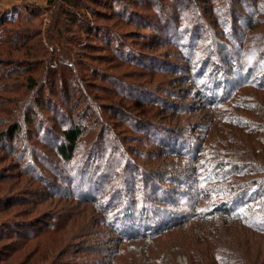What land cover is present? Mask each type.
I'll return each instance as SVG.
<instances>
[{"label":"rangeland","instance_id":"1","mask_svg":"<svg viewBox=\"0 0 264 264\" xmlns=\"http://www.w3.org/2000/svg\"><path fill=\"white\" fill-rule=\"evenodd\" d=\"M0 12L9 28L7 42L0 46V59L14 60L13 64L0 62V128L7 121L22 124L21 132L10 142H0V264H139V254L160 258L167 252L173 254L166 258L175 255L170 264H195L191 260L189 263L188 252L194 257L199 245L205 247L206 240L198 236L202 230L215 239L220 235L233 245L240 239L249 249H256L253 243L260 241L264 245L254 229L241 225L238 219L226 221L219 212L213 214L221 216L208 225L201 220L192 224L189 221L195 219L190 216L166 235L169 230L162 229L150 237L123 238L127 233L118 224H109L112 218L116 221L113 213L105 216L99 206L80 199L74 190V166L56 153L55 139L47 137L50 129L58 132L65 124L59 115L62 113L85 128L75 162L79 158L91 161L93 155L99 166H108L113 178L122 165L134 168L135 174L130 171L126 176L127 180H139L134 188L113 182L112 178L98 182L100 195L118 191V205V194L160 197V193L140 188L143 177H149L171 195L182 191L190 196L199 153L193 154L187 144L179 154L159 144L140 142L138 137L145 132H137L135 123L156 126L154 123L165 121L185 141H199L213 152L223 147L217 155L223 157L229 146L232 153L237 152L246 134L262 132L261 87H244L230 104L212 110V103L198 95V80L203 75L194 76V71L199 65L196 62L203 61L205 73L211 70V74L220 76V68L226 67L220 65L224 53L230 57L224 62L234 64L264 52V0H80L77 6L66 8L62 0H0ZM31 33L33 38L29 39ZM10 34L18 35L13 46L7 40ZM38 47L45 60L32 67L42 77L39 87H44L30 93L23 81L31 69L18 59L26 52L34 55ZM46 68L51 74L50 82L44 85ZM263 70L264 59L256 73ZM229 86L227 82L226 88ZM32 97L43 104L35 105L29 101ZM219 115L253 123L244 131L218 120ZM180 174L190 184L168 181L171 177L180 181ZM248 175L264 177V173ZM67 176L71 180L64 181ZM221 187L230 195L229 186ZM135 188L140 191L135 192ZM224 188L219 191L221 195L204 196L202 202L209 204L226 195ZM168 204L161 199L155 206L176 209ZM163 223L151 227L148 234L159 230ZM199 223L200 230L195 227ZM185 234L188 240L182 244ZM260 249L264 252V247ZM134 251L137 254L131 255Z\"/></svg>","mask_w":264,"mask_h":264},{"label":"trees","instance_id":"2","mask_svg":"<svg viewBox=\"0 0 264 264\" xmlns=\"http://www.w3.org/2000/svg\"><path fill=\"white\" fill-rule=\"evenodd\" d=\"M79 1L80 0H62V3L65 5V8L70 6L75 7L78 5ZM117 2H119V0H117ZM4 17L5 15L3 14V12H0V46L7 42L5 38H7V35L9 34L8 32H6V30H9V28L6 29V26L4 25ZM82 26H85L89 30L92 29V27H90L89 25L83 24ZM15 36L18 35L16 34L12 36L10 34V38L7 39L9 40L11 46L16 44ZM12 37H15L13 41ZM30 38H33L32 33L31 35H29V39ZM36 50L37 52L34 53V55H31L29 52H26L23 58L18 59L22 60V63H27L28 68L31 69L30 73L26 75L25 80L23 81L27 84L26 87H28L27 89L30 91V93H33L35 90L40 91V89L44 87H39V82H41L40 79L42 77L41 75L35 74L37 69H34L32 65L35 62L39 64V60H45V54L39 47ZM225 55L226 54L224 53V57L223 59H221L220 65L221 63H224L226 67H222L218 64L219 68L222 67L220 68V76L214 75V73L211 74V70L210 73H205L206 63L203 61L196 62L199 63V65L194 71V76L203 75L202 79L198 80V95L204 97L207 102L212 103V106H210L212 110H220L223 106H227L228 104H230V102H232L236 98L238 92L244 87L258 86L261 87V89L264 91V70L261 74L256 73V71L260 69V62L262 61V59H264V52L260 53L252 60H249L247 62L241 60L234 64L225 63L224 60H227V58L230 59V57H225ZM219 56L221 57V55L218 54L217 57ZM0 60V62H10V64H13L11 62L14 61L13 59L8 58H3ZM18 62L19 61H17L16 63ZM58 63L59 62H57V65ZM59 64L62 63L60 62ZM44 73L47 74V78L42 80L45 81V83H43L45 85L47 82H50L49 75L51 74V72L48 71L46 68V71H44ZM218 77H221V80H217ZM227 82L230 85L228 88H226ZM175 84H181V82H177ZM49 98L51 99L52 97H48L45 104L49 103ZM29 101H33L35 105L43 104L41 99L35 100V97H32V99H30ZM218 101H220V104H218ZM4 102L9 103L12 101L5 100ZM28 106L29 103L27 107ZM52 110L56 111L55 109ZM59 115H61V119H63L62 121L65 124L58 130V132L54 129H50L47 132V137L55 139L56 153L61 156V158L65 162H69L74 166L73 176H75V192L79 193L80 199H82L83 202L89 201L92 203V205L99 206L100 211L104 213L105 216H109L110 213H113L112 215L114 216V218H116V221H114L112 218L109 221V224H111L112 227H115V223L118 224L121 227L120 230L124 233H127L126 236L121 235L123 238L150 237L156 235L162 229H165L164 231H168L170 228V230H174L175 225L180 224L182 221L188 219L190 216L195 219V221H189L192 222V224H196L197 220H201L205 222L203 225H208L216 219L214 217H219L222 215L227 218L226 221H234L232 219L240 220L242 223L241 225H244L245 227L248 226L250 227V229H254V232L259 234L257 236L264 239V226H262V224L264 223V177H253L248 175H257L264 173V125H261V130L263 133L261 131L257 133L256 130L254 134H246L244 136L246 137V140H244L245 143L242 142V147L237 150L236 145L238 142H233L237 152L232 153V148H230L229 146V150L226 151V155L224 154L223 157L217 156L219 152L224 150L223 147L221 148L219 146L217 147V149L219 150L214 149V151H216L213 152L208 151L206 145H203L202 147L199 141H185L184 139L180 138L178 134L173 133L175 131L173 128L174 126L166 125L165 121L164 123H154L156 124V126H153V124L137 125L138 123H135L137 132H145L144 136L138 137L140 142H148V144L150 145L152 143L156 145L159 144L167 147L169 152L173 151L174 153L179 154L182 152L181 148H183V145L187 144L193 154L199 153L198 158L200 159L198 165H195V168L192 171L193 173H195V177L193 178L195 187L193 186L192 188L193 192L190 191L188 193L191 194L190 196H188L187 194L185 195V193H183L182 191H179L175 195H171V192L167 191V189H161L159 184L153 182L149 177H143L140 181L141 183H139L140 188L146 187L152 193H160V197L156 198L151 194L147 196L146 194H144L142 195V197L138 198L126 197L118 194L121 200V204L118 205V203H116L118 191H112V194L110 193L108 196L100 195L99 193H97V189L100 186L98 182L103 183L106 182V178H112L114 179L113 182L117 183L121 181V185L125 184L127 188H134L133 184L137 183V181L139 180H127L126 176L128 178L127 174H129L130 171V174H135L136 170L134 168L131 170L129 166L124 168V166L122 165L121 170L117 171L115 177L113 178L109 176L108 166H99V163L95 161L93 155L90 156L91 161L86 159H83L84 161H82L80 160V158H77L78 160L76 159L77 162H75V152L79 146V141L85 132V128L81 123L72 122V120L62 116V113H60ZM163 116H167V114ZM220 118L223 123L236 125L238 128L243 129L244 131L247 130V126L253 123L251 120L244 121L240 118H237L236 116L232 117L230 115H219L218 120H220ZM152 122L153 120L147 121V123ZM148 126L152 128H148ZM221 126H224V124H222ZM155 127H157V129ZM21 129L22 124L20 122L18 123L15 121H7L5 125L0 128V142L2 144H5L6 141L10 142L11 138L15 134L17 135L21 132ZM255 129H257V127ZM236 133H241V131H237ZM148 136L150 139H147ZM8 147L11 148L9 143ZM11 149L14 148L12 147ZM205 149L207 150V153L206 151H204ZM240 156H243L244 158L251 157V159L255 161H249L244 158H241L243 159L241 160L239 158ZM125 169L128 170V172L126 171V173L124 174L123 170ZM177 176L180 181H178L174 177H171V179L168 181L174 182L175 184L176 182H178V184L189 183L188 178L186 176L184 177V174H180ZM68 179L71 180V177L67 176L64 181ZM159 179L160 181L158 180V182L162 183V179ZM150 180L151 182H149ZM109 181L111 180L109 179ZM222 185L225 187H230V195L227 193L224 187H221ZM221 188H224L225 192L227 193L226 195L219 196L220 198L214 199L209 204H204V202H202L204 196H208L210 194H217L214 196L221 195V192H219ZM138 190L139 188H135V192H137ZM179 196L182 198H179ZM161 199H163V204L169 203L168 206L172 204L176 207V209H161L160 207H156L155 204L158 201L160 202ZM114 201L115 204H113ZM117 206L119 207L117 208ZM253 206H257V208L252 209ZM185 208H188V210H185ZM217 212L221 213V215L213 214ZM162 223L163 226L159 230L155 232H149L148 234L147 230L150 231V228L154 226L159 227ZM195 227H198V229L200 230L201 223H199ZM192 229L193 228H191L190 230ZM139 230L142 231L138 232ZM170 230L164 233V235L174 232ZM137 233H139L140 235H138ZM198 236L200 239L201 237H203L206 240L205 247L199 245V249L197 250V256L194 257L191 255L190 252H188L189 263L191 260L195 264H264V252L260 249L264 247V245L261 241H258L259 244L253 243V245L256 246V249H249L247 247V243L241 241L240 239H233L236 240V243H238L236 245H233L231 242L226 241V238L220 237V235H217V239H215V237H210L208 233H206L205 235L204 230L199 232ZM187 240L188 239L186 238L185 234V236L181 239L182 244H184ZM209 241H211L210 243H213L212 247L208 245L210 244ZM135 253L137 254V251H134V253H132L131 255H135ZM170 253L172 252H167L161 255L162 257L160 258L152 254H149L147 256H145L144 254H139L141 256L139 264H170V261H174L175 255H170L167 258L164 257ZM133 260L135 259L133 258ZM173 264L177 263L175 262Z\"/></svg>","mask_w":264,"mask_h":264}]
</instances>
